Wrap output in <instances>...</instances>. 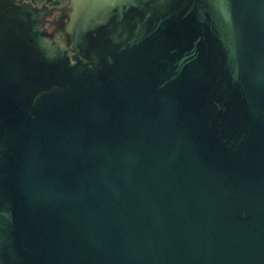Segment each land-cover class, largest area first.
Instances as JSON below:
<instances>
[{
	"label": "water",
	"instance_id": "obj_1",
	"mask_svg": "<svg viewBox=\"0 0 264 264\" xmlns=\"http://www.w3.org/2000/svg\"><path fill=\"white\" fill-rule=\"evenodd\" d=\"M70 2L0 0V264H264V0Z\"/></svg>",
	"mask_w": 264,
	"mask_h": 264
},
{
	"label": "rangeland",
	"instance_id": "obj_2",
	"mask_svg": "<svg viewBox=\"0 0 264 264\" xmlns=\"http://www.w3.org/2000/svg\"><path fill=\"white\" fill-rule=\"evenodd\" d=\"M33 3L36 7H49L52 10H57L52 18H48L46 21V29L49 32V40L58 41L63 47L67 46L69 42V34L65 31L64 26L54 25V22L63 18V12L65 10L72 9V3L70 0H25ZM73 13V10L71 11Z\"/></svg>",
	"mask_w": 264,
	"mask_h": 264
}]
</instances>
